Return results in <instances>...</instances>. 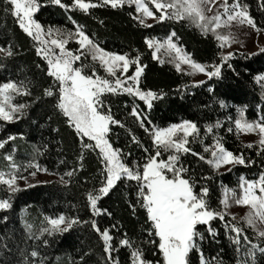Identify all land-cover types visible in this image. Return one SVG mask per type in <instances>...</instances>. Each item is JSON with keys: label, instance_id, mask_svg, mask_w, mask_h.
I'll return each instance as SVG.
<instances>
[{"label": "snow or ice", "instance_id": "snow-or-ice-1", "mask_svg": "<svg viewBox=\"0 0 264 264\" xmlns=\"http://www.w3.org/2000/svg\"><path fill=\"white\" fill-rule=\"evenodd\" d=\"M2 2L3 11L14 18L23 33L38 42L39 46H35V53L43 60L46 66L45 75L50 83L43 87L41 95L26 102H18L17 98L32 96V81L27 78L16 80L10 77L0 83V121L20 120L31 104L51 98L53 108L73 130L81 148L77 166L65 171L60 182L63 185L71 183L74 172L83 167L84 151L91 150L96 152L101 165L99 186L85 193L86 207L92 215L100 214L102 209L98 207V201L107 196L118 182L131 187L135 202L130 203L129 207L133 212L138 206L145 213L147 235L140 243L130 240L126 234L123 238L115 240L109 228L101 229L95 219L90 221L91 228L102 242L103 257L100 264H119L113 253L120 247L129 250L130 264H192L193 252L198 254L199 264H212L216 257H212L211 261L205 258L201 247L205 234L199 228L206 226L207 235L215 238L217 230L212 227L211 222L217 220L223 222L225 235L235 245V264H264V170L259 171V175L254 179H246L241 175L236 188L222 185V195L217 207H213L209 203V186L201 183L210 177L202 173L197 178L194 170L190 174L189 164L185 163L186 154H191L214 172L222 166L254 164V160L242 152L236 154L225 148L218 133H214V129L221 127V121L204 125L205 137L212 134L211 143L206 144L205 137L200 136V129L195 121L183 119L166 127L153 126L149 117L141 115L139 106L133 104L130 115L135 118L151 141L149 146H145L129 130L132 142L142 149L140 156L133 157L130 151L126 152L110 142L111 126L124 127V124L114 118L111 105L106 104L105 94L127 93L138 97L147 109L153 107L154 100L163 97L162 92L157 94L152 90H141L139 86H134L138 85L143 70L139 63V55L129 56L127 53L107 51L86 34L83 26L77 24L71 16H68V20L74 25L73 29L49 26L46 31L34 18V14L48 3L58 5L65 11L78 9L85 14L98 6H110L115 9L127 3L134 5V12L130 11L129 16L143 27H152V24L146 23L148 18H151L153 23L187 20L202 33L211 32L220 42L219 46L223 48L226 44L234 42V37L218 30L230 26L234 21L261 31L249 15L248 4L242 3L241 0H231V3L222 0L219 4L217 0H96V2L70 0L68 3L63 0H2ZM260 3L264 7V0H260ZM205 5L208 6V10L216 5L222 11H216L214 15H205ZM173 37L174 31L163 39L155 36L144 37V43L152 49L153 59L158 58V52L171 56L169 62L174 63L178 72H184L189 76L201 73L209 81L214 77L220 79L224 66L235 72L232 64L226 63L233 56V51L218 52V63L204 64L193 59L190 53L184 52L182 46L174 42ZM70 42H74L78 47L75 49L66 47ZM259 51L264 53V47H259ZM0 54H2L0 68H4L6 67L4 61L14 55L13 46H0ZM182 65L185 67L182 68ZM131 66H134V72L125 75ZM36 67L40 68V65ZM100 69L106 75H100ZM253 78L258 83L264 82V73ZM206 80L192 81L191 86L203 85ZM207 90L211 93L213 87L209 85ZM261 95L264 98V91ZM219 104L226 107L224 100H219ZM257 108L260 109V106L257 105ZM236 112L237 117L234 120L232 117L227 119L234 124L238 133H256L258 140L247 143L246 147L251 149L256 144L257 155H264V109L258 111L255 120L245 118L244 107H238ZM232 130V127L227 129L229 132ZM19 135L23 138V133ZM15 139L14 135L0 139V149H5L7 142ZM194 143L202 146L204 154L193 150L191 144ZM33 148L35 153H42L47 144ZM15 152L16 147L13 145L10 151L6 150L2 154L7 171L0 170V186L5 189V195L0 197V211L9 210L12 207L13 196L22 190L17 180H25L26 187L33 186L27 183L21 172L22 168L47 171L37 164L35 159L28 161L26 165L17 163ZM225 170L229 171L230 168ZM28 175L35 176V172H29ZM197 184L200 185L198 191ZM232 203L247 206L249 209L240 220H236L235 216H231V220L226 219L231 215L227 210ZM103 211L107 212L106 209ZM3 220L7 221L8 217L5 215ZM85 222L78 216H66L61 212L45 216L35 233L32 232L33 225L25 223L24 232L29 239L41 240L44 246H48L49 240L45 237L68 232L75 225ZM246 229L252 231L251 238ZM143 245H149V251L157 250L158 258L154 260L146 258ZM5 249L11 251L6 243H0V250ZM17 252L20 257L18 264H44L43 259H39L40 251L35 247L27 253L21 249H17ZM88 254L86 252L81 255V264H86L84 257ZM156 254L153 253L154 256ZM217 264H223V260H219Z\"/></svg>", "mask_w": 264, "mask_h": 264}, {"label": "trees", "instance_id": "trees-1", "mask_svg": "<svg viewBox=\"0 0 264 264\" xmlns=\"http://www.w3.org/2000/svg\"><path fill=\"white\" fill-rule=\"evenodd\" d=\"M63 2L68 3L70 0ZM228 2L231 3V0ZM241 2L248 4L249 15L254 19L257 28L264 31V7L261 6L260 0H241ZM3 8V2L0 0V46L12 45L14 55L4 61L6 67L0 68V83L10 77L16 80L27 78L33 82L32 96L18 97L17 100L18 102L34 100L37 95H41L43 87L50 83L44 71L46 66L35 53L38 42L23 33L14 18L6 14ZM130 11L134 12V5L127 3L115 9L110 6H98L91 8L87 14L78 9L65 11L58 5L48 3L34 14V18L46 31L49 26L73 29L74 25L68 20V16H71L77 24L83 26L86 34L107 51L127 53L129 56L139 55V63L143 66V71L138 85L134 86H139L141 90H152L157 94L162 92L163 97L154 100L153 107L147 109L138 97L127 93L105 94L106 104L111 105L114 118L124 124V127L111 126L110 142L126 152L130 151L133 157L140 156L142 149L132 142L129 130L145 146L151 143L150 138L130 115L133 104L139 106L141 115H147L153 126L166 127L183 119L195 121L202 137H205L203 129L206 123L221 121V127L214 129V133H218L225 148L236 154L242 152L246 157L253 159L254 164L232 165L228 167L229 171L219 169L214 172L207 164L198 162L191 154H186L185 163L189 164L190 174L194 170L197 178L202 173L210 177L201 183L209 186V203L217 207L222 195V185L236 188L241 175L246 179H254L259 175V171L264 170V155L258 156L256 152L258 145L254 144L253 148H247V142L235 130L234 124L227 119L232 117L234 120L237 117L238 107H244V115L248 120L257 119L258 111L264 109V98L261 95L264 91L262 88L264 82L258 83L253 78L264 73V53L259 50L253 52V55L243 51L234 52L226 63H231L235 72L224 66L220 79L214 77L203 85L192 87V75L178 72L174 63L169 62L171 56L159 53L157 59L152 58V49L146 46L144 37L155 36L163 39L174 31V42L181 45L197 62L204 64L219 62L217 53L222 50L219 46L220 42L211 32L204 34L187 20H166L152 23L151 28L143 27L129 16ZM66 47L75 49L78 45L70 42ZM38 64L40 68L36 67ZM134 70V66H131L127 75ZM99 74L106 75L102 69L99 70ZM185 85L188 87H184ZM209 85L213 87L211 93L207 90ZM219 100H224L226 107H221ZM229 127L233 129L231 132L227 131ZM20 133H23V138L20 137ZM7 135H14L16 139L8 141L5 149H0V170L7 171L3 152L10 151L15 145L14 156L17 163L26 165L28 161L35 159V162L47 171H38L35 168L21 169L27 183L33 186L26 187L25 180H17L22 190L13 196L12 207L9 210L0 211V238H2L0 243H6L11 249V251L0 250V264H18L20 257L17 249L27 253L33 247L40 251L39 259H43L44 264H81L80 257L86 252L89 253L84 257L86 264H100L103 257L102 242L91 228L92 219L97 221L101 229L109 228L115 240L123 238L126 234L130 240L140 243L147 235L145 229L148 224L145 213L138 206L135 212L129 207L130 203L135 202V195L131 187L124 183L118 182L107 196L98 201V207L102 209L100 214L93 216L86 207L85 193L99 186L101 165L96 152L85 150L83 167L74 172L71 183L63 185L60 182L61 175L65 171L77 166V157L81 148L73 130L53 108L51 98L31 104L20 120L0 121V139L6 138ZM211 138L212 134L206 136L205 143L210 144ZM44 144H47V148L43 149L42 153L34 152L33 146L42 147ZM191 147L204 154L199 143L191 144ZM33 171L35 176H29L28 173ZM199 186L197 184L196 191L199 190ZM4 195L5 189L0 186V197ZM61 212L66 216H78L86 222L75 225L68 232L45 237L49 240L48 246H44L41 240L29 239L25 234V223L32 224V232L35 233L45 216H53ZM5 215L8 217L7 221L3 220ZM231 216H235L236 220L243 217L231 214L226 219L231 220ZM211 223L217 230L215 238L207 235L206 226L199 228L205 234L201 245L205 258L211 261L212 257H216V261H212V264H217L221 259L223 264H235V245L225 235L223 222L217 220ZM246 232L250 238L253 236L250 229H246ZM143 247L146 258L153 260L158 258L157 250L149 251V245ZM154 252L157 253L155 256ZM113 257L119 260V264H130V253L125 247L118 248L113 253ZM191 260L192 264H199L198 254L193 252Z\"/></svg>", "mask_w": 264, "mask_h": 264}, {"label": "rangeland", "instance_id": "rangeland-1", "mask_svg": "<svg viewBox=\"0 0 264 264\" xmlns=\"http://www.w3.org/2000/svg\"><path fill=\"white\" fill-rule=\"evenodd\" d=\"M222 0H217V4L221 3ZM205 15H214L216 11H222V9H218L216 5H213L211 10H208V6L205 5ZM176 21V20H173ZM146 23L152 24L153 21L151 18L146 19ZM221 33L224 34H231L234 37V42L226 44L221 52H226V51H233L237 52H248V53H253L259 50V47L264 46V31H256L252 29L250 26L247 24H239L238 22H232V24L228 27H222L218 30ZM39 46V44H38ZM182 50L186 52L183 48ZM159 56V52H158ZM182 68L185 66L182 65ZM143 71V70H142ZM142 74V73H141ZM127 75V73H125ZM193 81L195 80H206V77L201 74V73H196L192 75ZM207 81V80H206ZM240 136L242 139L249 143L258 140V137L256 133H243L239 132ZM230 166H222L220 169L225 170ZM248 207L247 206H237L234 203L230 204V207L228 208V212L230 214L234 215H241L244 216L246 212H248Z\"/></svg>", "mask_w": 264, "mask_h": 264}]
</instances>
